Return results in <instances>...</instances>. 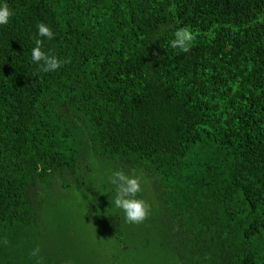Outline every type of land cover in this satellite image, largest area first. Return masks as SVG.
I'll list each match as a JSON object with an SVG mask.
<instances>
[{
	"label": "trees",
	"instance_id": "trees-1",
	"mask_svg": "<svg viewBox=\"0 0 264 264\" xmlns=\"http://www.w3.org/2000/svg\"><path fill=\"white\" fill-rule=\"evenodd\" d=\"M4 4L0 264L73 262L71 240L46 241L39 190L84 185L92 159L104 185L123 170L147 191L146 223L113 235L153 236L172 264H264V0ZM184 26L187 53L169 46ZM36 39L70 63L38 71Z\"/></svg>",
	"mask_w": 264,
	"mask_h": 264
},
{
	"label": "rangeland",
	"instance_id": "rangeland-1",
	"mask_svg": "<svg viewBox=\"0 0 264 264\" xmlns=\"http://www.w3.org/2000/svg\"><path fill=\"white\" fill-rule=\"evenodd\" d=\"M92 160L91 170L84 175L87 181L84 185L62 187L59 181H53V186L39 190L43 220L47 221L41 224L51 230L46 235L47 243L52 245L55 237L52 246H62L71 240L74 244L72 263L79 260V264H172L168 255L155 246L156 241L149 242L153 236H146L143 243L135 240L127 243L122 235H113L121 233L127 222L123 211L114 205L115 186H106L100 181L110 169ZM141 192L147 194V191ZM142 223L145 224V220ZM73 233L76 234L74 241ZM115 241H119L118 246ZM65 263L72 264L69 260Z\"/></svg>",
	"mask_w": 264,
	"mask_h": 264
},
{
	"label": "clouds",
	"instance_id": "clouds-1",
	"mask_svg": "<svg viewBox=\"0 0 264 264\" xmlns=\"http://www.w3.org/2000/svg\"><path fill=\"white\" fill-rule=\"evenodd\" d=\"M14 12L9 9L7 4L0 6V25L9 23ZM37 35L51 40L55 33L43 22L37 25ZM196 35L189 27L178 28L174 33V38L170 41V47L180 52L187 53L191 50ZM43 41L35 40V47L31 50V60L38 65V71L49 73L60 69L64 64L70 63V60H61L55 55H50L42 51ZM109 181L115 186L114 205L122 210L125 221L130 224H140L149 216L150 206L142 199H138L137 194L141 192L140 179L135 176L125 174L123 170L114 171L109 177ZM5 243H7L5 241ZM40 249H33L31 256L38 257ZM39 264V262H38Z\"/></svg>",
	"mask_w": 264,
	"mask_h": 264
}]
</instances>
